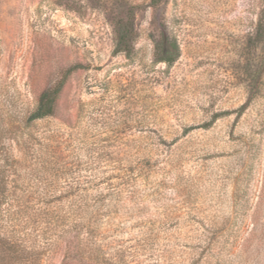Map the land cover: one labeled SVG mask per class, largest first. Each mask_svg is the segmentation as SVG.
<instances>
[{
	"label": "rangeland",
	"instance_id": "rangeland-1",
	"mask_svg": "<svg viewBox=\"0 0 264 264\" xmlns=\"http://www.w3.org/2000/svg\"><path fill=\"white\" fill-rule=\"evenodd\" d=\"M0 264H264V0H0Z\"/></svg>",
	"mask_w": 264,
	"mask_h": 264
},
{
	"label": "trees",
	"instance_id": "trees-1",
	"mask_svg": "<svg viewBox=\"0 0 264 264\" xmlns=\"http://www.w3.org/2000/svg\"><path fill=\"white\" fill-rule=\"evenodd\" d=\"M128 26V24H127ZM126 26V27H127ZM124 25H121L122 31L118 33V41H117V47L116 52H123L127 48V35L128 33L125 32L124 29H126ZM129 27V26H128ZM127 29H130L128 28ZM173 49L168 50L166 46L160 48L162 50V57L160 58L161 62H164L168 65H172L178 58V47L177 45H172ZM61 86H58L56 88H49L46 89L39 98V103L32 115L29 118V121H35L39 119L46 118L48 116H51L54 111V107L56 104V100L58 97V94L60 92ZM209 126V125H208Z\"/></svg>",
	"mask_w": 264,
	"mask_h": 264
}]
</instances>
